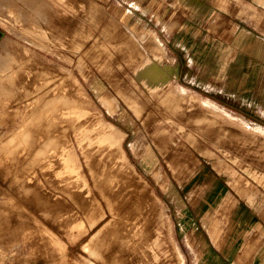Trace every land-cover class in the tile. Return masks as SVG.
Returning <instances> with one entry per match:
<instances>
[{
	"label": "rangeland",
	"instance_id": "1",
	"mask_svg": "<svg viewBox=\"0 0 264 264\" xmlns=\"http://www.w3.org/2000/svg\"><path fill=\"white\" fill-rule=\"evenodd\" d=\"M24 1L17 0L21 15L13 9L0 15V40L9 37L23 75L0 94V104L6 102L0 110V169L13 161L9 144L1 143L28 117L26 102L34 94L28 85L42 84L44 70L51 72L47 111L27 122L51 138L49 158L62 153L64 159L57 157L46 170L52 177L44 175L49 208L43 215L28 202L9 205L4 187L13 189L6 185L10 176L0 178V241L7 240L0 243V264H20L24 256L32 264H264V0H35L33 8ZM185 20L192 31L187 36L175 31ZM240 38L256 43L252 72H239L236 64L233 46ZM149 59L168 68V83L156 94L136 71ZM254 81L258 93L249 106L234 88ZM174 87L184 98L161 101ZM60 90L74 101L59 96ZM61 111L66 116H58ZM52 114L57 120H50ZM105 131L112 140L123 136L122 151L116 140L109 147L98 139ZM24 165L37 168L32 160ZM15 172L19 186L22 177ZM74 176L83 185L71 182ZM94 178L107 187L130 178L129 202L136 203V194L141 202L133 228L116 232L109 244L107 232L99 244L98 238L87 243L110 217L106 210L93 228L87 225L83 208L90 202L106 206ZM232 184L242 185V192ZM28 215L44 222V257L35 252L32 230L23 228L36 225ZM108 246L116 256L105 257Z\"/></svg>",
	"mask_w": 264,
	"mask_h": 264
},
{
	"label": "bare ground",
	"instance_id": "2",
	"mask_svg": "<svg viewBox=\"0 0 264 264\" xmlns=\"http://www.w3.org/2000/svg\"><path fill=\"white\" fill-rule=\"evenodd\" d=\"M24 1V0H22ZM29 1V5L30 7H35V0H27ZM26 2V1H24ZM19 4L17 3V0H0V15H6V12L11 11L12 9L14 10L15 13L17 14H22V12L20 10H18V8L16 7V5ZM12 17V16H11ZM20 19V18H19ZM22 20V19H21ZM9 21V20H8ZM14 23V22H13ZM21 23V22H20ZM26 24V23H25ZM58 31V30H57ZM14 32V31H13ZM16 35H20L16 32H14ZM63 36V35H62ZM53 37V36H52ZM57 38V37H56ZM58 39V38H57ZM62 39V38H60ZM67 40V39H66ZM69 40V39H68ZM30 42L35 43L32 40H29ZM48 41V40H47ZM155 41H156V37H155ZM68 42V41H67ZM70 42V41H69ZM158 41H156L157 43ZM36 44V43H35ZM65 44V43H64ZM68 44V43H66ZM9 37L5 36L0 40V94L1 93H5V89H6V84L10 83L13 84V82L19 81L23 78L22 73L19 71V69L17 68V66L15 65V62H17L16 56L13 55L12 50L9 47ZM158 47L159 44L157 43ZM71 46V45H70ZM77 46H74V48H76ZM157 60L160 61L161 56H156ZM13 65L15 66V68L13 67ZM20 66V65H18ZM137 74L138 77L142 80H144L147 84H148V89L151 91V93H158V91L162 88V86L166 85L168 83V78H169V74L168 72V68H161L157 62H154L152 60H145V62L140 65L139 67H137ZM49 71L44 70L42 76H40L39 78H43L45 79L44 82L38 86H33L34 84H30L28 85V91L33 92L34 94L32 95V99L33 100H29L26 102V104L28 105V117L24 119L23 123L20 124V126L18 127V129H16L14 132H12L8 138H6V140L2 141L1 144H9L10 146V150L12 152V163L7 164V166H5V168L3 170L0 169L1 171V177L5 178V176H10L8 184L6 183V185L11 186L13 189H9L7 187H4V190H6L8 193H6L7 197L6 198H10V203L12 205V200H13V204L15 206H24V204H22L23 202L25 203H29L31 206H36L38 207V209L43 213H45V211L47 210L45 207H48L44 201L43 198V194L46 193V188H45V180H44V175L45 173L47 175H50L53 172H50L49 170L46 171L48 168H51L53 165H55L56 163H58L59 161V157H61V160H63V154L61 153V155L59 154V156H53L51 157V159L49 158L50 152L51 150H49V148L47 146H49L51 143L49 142L48 144V140H51V138H49V135H47V133H45L44 131H35V129H32V126H36L38 124H34V125H30L28 124L29 120H31L36 114H40V113H44L42 112V110L44 109V111L46 112L47 110H45V106L47 104V101L49 100V98L51 97L50 94V89H48L49 86H47V83L49 81V79L51 78ZM70 75V73H68ZM37 77H33V79H36ZM40 79V80H41ZM27 85V84H26ZM27 89V87L25 88ZM17 92V91H16ZM163 93V92H162ZM66 94V90H60L58 92V95H64L65 96V100L68 101H74V96L72 95V93H70L68 96L65 95ZM20 95V94H19ZM163 95V94H162ZM185 92L183 90H178L177 88H171V90H169L167 92V95L165 96V98H162L161 101H168L170 99H173V101H175V99H178L180 97L184 98ZM29 96V95H28ZM31 96V95H30ZM153 96V95H152ZM1 97V96H0ZM154 97V96H153ZM15 98H19L18 95ZM161 98V97H160ZM31 99V98H30ZM15 101V100H14ZM102 101V98H101ZM13 102V101H12ZM17 103V102H16ZM44 103V104H43ZM128 106H131L130 103L126 102ZM6 104V102H3L0 104V110L3 109V105ZM18 104V103H17ZM201 106H204L205 108H209L210 110H213L215 107H213L210 103L208 102H201L200 103ZM14 105V102L13 104ZM2 106V107H1ZM10 107V106H9ZM132 107V106H131ZM8 108V107H6ZM60 109V108H59ZM60 111V110H59ZM218 111L219 113H222V111L220 110H215ZM54 113V112H53ZM62 113V114H61ZM66 116V113L64 114V111H61L60 114L58 116ZM33 116V117H32ZM56 116V115H55ZM53 119H52V118ZM50 120H57V118H54V115L52 114V116L49 117ZM59 118V117H58ZM41 120V118H40ZM42 121V120H41ZM44 124V123H43ZM41 124V125H43ZM47 126V125H46ZM41 127V126H40ZM45 127V126H44ZM43 127V128H44ZM54 127V126H53ZM51 127V128H53ZM106 127H110L112 128L114 131H116V128L113 124H110L109 126ZM35 128V127H34ZM37 128V127H36ZM56 128V127H55ZM54 128V129H55ZM59 127L56 129L58 130ZM37 130V129H36ZM61 130V129H60ZM59 130V131H60ZM55 131V130H54ZM57 132V131H56ZM61 133V132H60ZM55 135V134H54ZM59 135V134H58ZM189 134H186V137H188ZM52 137V136H51ZM57 135L54 137L56 138ZM53 138V139H54ZM110 132L109 131H105L103 132L98 139L101 140L102 142L106 143L107 145H109V147L111 146L112 141H117L116 145L118 146V149L120 151H122V138L123 136L119 135L116 139L112 140L110 139ZM9 139V140H8ZM8 140V142H7ZM52 142V141H51ZM53 144V143H52ZM51 144V145H52ZM211 155V154H210ZM234 156V155H233ZM58 157V158H57ZM50 159V160H49ZM230 159V158H229ZM237 159V157H236ZM240 159V158H239ZM27 160H32L33 163L37 164V168L34 170L30 169L27 170L26 166L24 165ZM49 160V161H47ZM54 162V163H51ZM64 162L66 163V160H64ZM236 162V161H235ZM239 164V163H238ZM31 165V164H29ZM92 167L90 166V169ZM226 168V166H225ZM54 169V168H53ZM224 169V168H223ZM250 169V168H249ZM18 170H20V172H18ZM25 170L28 171V176L27 177H23L24 175H22L21 172H25ZM225 170V169H224ZM227 170V168H226ZM247 170V169H246ZM17 171V174L19 173V177L22 179V183L18 184L19 186H14V183L17 182L16 178H12L13 174H15ZM26 171V174H27ZM69 171H74L71 167L69 169ZM256 173V172H255ZM233 174V171H232ZM237 174V173H236ZM258 174V173H257ZM235 175V174H234ZM51 176V175H50ZM49 176V177H50ZM92 176L94 177V172H92ZM18 177V178H19ZM52 177V176H51ZM2 178V179H3ZM19 178V179H20ZM6 179V178H5ZM4 179V180H5ZM130 178H128V180L126 181H121V185H111L112 187H107L105 186L103 183H101L98 179L94 178V186L97 188V190L101 193L102 198L105 199L106 201V206H105V210H102L101 208H98V206L94 203V202H90V205L87 204V206H83V213L86 216V220H87V225L89 228H93L97 223H99V221H101L105 216L106 210L109 212L110 217L108 220H106L105 225L104 226H100V228H98L90 237V239L88 240L87 243H91L92 241L97 240L98 238V244L101 242V240L103 241V237L106 234V238L108 239V244L116 241L115 239L118 238L117 236H113L116 232L119 233V236H121L122 232L126 233V231H128L129 229L133 228V223L136 222L135 220L137 219V217L140 214V208H141V202L139 201V195H135L133 196V198H135L136 203H130L129 202V195L127 193H129V190H126L128 188L126 187H132V183L130 182ZM20 181V180H19ZM25 181V182H24ZM71 182L75 183L77 186H79L80 184H82L81 182H84V179L80 176H74L71 177L70 179ZM4 181H2L3 183ZM24 182V183H23ZM242 182V181H241ZM53 183H57V185H55L57 188H59L60 190H63V184L60 185L59 184V180H54ZM128 183V184H127ZM240 183V182H239ZM1 184V183H0ZM4 184V183H3ZM2 185V184H1ZM14 187H13V186ZM54 185V184H53ZM83 185V184H82ZM85 185V184H84ZM233 188L236 191H241L242 192V188L239 185L236 184H232ZM3 186H1L2 188ZM241 187V188H239ZM78 188V187H77ZM56 189V188H55ZM115 189V190H113ZM241 189V190H240ZM11 190V191H9ZM125 190L127 192H125ZM2 191V190H1ZM83 191V190H82ZM95 191V190H94ZM120 191V193H119ZM5 192V191H4ZM3 192V193H4ZM73 193V192H71ZM5 194V193H4ZM32 194L36 195V199L34 200L32 198ZM47 194L49 195V193L47 192ZM81 194V193H80ZM84 194V193H83ZM96 194V193H95ZM53 195V194H52ZM67 195V194H66ZM92 194H90L91 197ZM94 195V194H93ZM42 196V197H41ZM72 196V195H71ZM97 196V195H96ZM45 197V196H44ZM69 197V196H68ZM84 197V196H83ZM52 198V197H51ZM49 198V199H51ZM48 199V200H49ZM59 199V198H58ZM8 200V199H7ZM8 200V201H9ZM15 200V201H14ZM47 200V199H45ZM55 200V199H54ZM67 200V199H66ZM7 201V203H8ZM23 201V202H22ZM59 201V200H58ZM116 201L118 202V204L115 207H112L113 202ZM33 202V203H32ZM49 202V201H48ZM51 202V200H50ZM53 202V201H52ZM66 202V201H65ZM84 202V201H83ZM1 203V202H0ZM68 203V202H67ZM70 203V202H69ZM78 203V202H77ZM81 203V202H79ZM85 203V202H84ZM22 204V205H21ZM27 204V205H29ZM50 204V203H49ZM58 204V203H57ZM59 204H61L59 202ZM25 205V206H27ZM29 205V206H30ZM56 205V204H55ZM78 205V204H77ZM83 205V204H82ZM103 205V204H102ZM27 206V207H29ZM65 206V205H64ZM63 206V207H64ZM111 206V208H110ZM71 207V204H70ZM82 207V206H80ZM79 207V208H80ZM108 207V208H107ZM2 208V207H1ZM16 208V207H15ZM25 208V207H24ZM49 208V207H48ZM61 208V207H60ZM104 208V207H103ZM11 209V208H10ZM36 209V208H35ZM34 209V212H35ZM67 209V208H65ZM2 210V209H1ZM4 210V209H3ZM1 211V215L2 218H5V212ZM9 209H7L8 211ZM16 210V209H14ZM13 210V212H15ZM19 210V209H18ZM22 210V208H21ZM21 210L17 211L16 213L18 216H25V213L22 212ZM28 210V208H27ZM32 211V209H30ZM28 210V211H30ZM24 213L23 215H20L21 212ZM9 212V211H8ZM20 212V214L18 213ZM33 212V213H34ZM38 212V211H37ZM80 212V211H79ZM31 213V212H30ZM29 213V215H30ZM28 214V213H27ZM35 214V213H34ZM37 214V213H36ZM83 214V215H84ZM7 221L6 224L9 223L10 227H11V219L9 216L10 214L7 213ZM14 215V214H13ZM12 215V216H13ZM28 217V220L30 219ZM41 215V213H40ZM16 216V215H14ZM31 217V216H30ZM37 217V216H36ZM14 218V217H13ZM25 218V217H22ZM33 218V217H32ZM30 219L33 222L36 223L35 226H37V229L39 231L35 230V226L32 224L28 225H24L23 228L28 229V230H32L29 235L33 238V240L35 241V243L37 244L38 249L35 250L36 254L38 255V257H44L46 256L47 252L45 251V249L47 248V235L45 234L44 231V226L43 223L40 218L39 220L37 219ZM75 218V217H74ZM82 218V217H81ZM16 219V218H15ZM26 219V218H25ZM43 219V218H42ZM14 220V219H13ZM22 220V219H21ZM27 220V221H28ZM48 220V219H47ZM47 220L45 219L46 223ZM3 219L1 220L0 218V231L2 229V222ZM17 221H19V219L17 218ZM26 221V220H25ZM26 221V222H27ZM8 222V223H7ZM14 222V221H13ZM20 222V221H19ZM25 222V223H26ZM15 223V222H14ZM45 223V224H46ZM19 224V223H18ZM17 224V225H18ZM106 225H110V227L108 229H105V227H107ZM132 225V226H129ZM15 226V225H14ZM20 226V225H19ZM17 226V227H19ZM34 226V228H32ZM47 226V225H46ZM16 227V228H17ZM14 228V227H13ZM15 228V229H16ZM18 229V228H17ZM24 229V230H25ZM10 230V229H9ZM13 230V229H12ZM91 230V229H90ZM14 231V230H13ZM103 231L101 238L99 239V233ZM7 232V231H6ZM16 232V231H14ZM25 232V231H24ZM3 233V232H2ZM1 233V234H2ZM21 233V232H20ZM12 234V233H11ZM10 234V235H11ZM14 234V233H13ZM8 235V234H7ZM21 235V234H20ZM19 235V236H20ZM109 235V236H108ZM248 235V234H247ZM16 235H14L15 237ZM108 236V237H107ZM3 237V236H2ZM0 237V238H2ZM7 237V236H6ZM11 237V236H10ZM10 237H8L10 239ZM22 237V236H21ZM24 237V236H23ZM28 237V236H27ZM26 237V239H27ZM5 238V237H4ZM17 238V237H16ZM19 238V237H18ZM24 239V238H22ZM24 239V241L26 240ZM2 240V239H1ZM6 240V239H5ZM5 240H3L2 242H4ZM17 240V239H15ZM32 240V241H33ZM7 241V240H6ZM20 241V240H19ZM0 241V243H2ZM14 242V241H13ZM23 242V241H22ZM30 242V241H29ZM105 242V241H104ZM9 243V242H8ZM15 243V242H14ZM17 243V242H16ZM106 243V242H105ZM4 244V243H3ZM18 244V243H17ZM15 245V244H14ZM31 245H34L31 243ZM17 246V245H16ZM19 246V245H18ZM5 246H3L4 248ZM34 247V246H33ZM111 247V246H110ZM109 246L106 249V258H112L116 255H113L116 251H113ZM24 248V247H23ZM32 248V247H30ZM113 248V247H112ZM110 249L112 251H110ZM114 249V248H113ZM119 250V249H118ZM122 248L120 249V253L122 252ZM25 252V251H24ZM17 254V253H16ZM26 254V253H25ZM28 256H24L22 262L20 264H32V261H29V258H27ZM123 257V254H122ZM31 258V257H30ZM28 259V260H27ZM123 261L124 257H123Z\"/></svg>",
	"mask_w": 264,
	"mask_h": 264
},
{
	"label": "crops",
	"instance_id": "3",
	"mask_svg": "<svg viewBox=\"0 0 264 264\" xmlns=\"http://www.w3.org/2000/svg\"><path fill=\"white\" fill-rule=\"evenodd\" d=\"M178 23L181 24L180 28H177V29H175L176 27L173 28V29H175L176 33L181 31V32L185 33L187 36L188 32H192L190 27H187L188 20L181 21ZM183 24H185L186 26L183 27L182 26ZM172 31H174V30H172ZM240 34H242V33H240ZM255 45H256V43L253 41L252 38L245 39V40L240 38L239 41H237V43L234 42L233 50L236 53L235 60H236V64L239 67V72L245 73L246 71H249V72L253 71L252 70L254 67L253 65L255 63H257V57L254 54ZM248 62H249V67H247ZM249 77H251V76H249ZM240 78L241 79L245 78V76L241 75ZM208 88H211V85H208ZM224 90H226V88ZM257 93H258V88H257V82L256 81H254L253 83L250 82L249 84H243L242 82H240L234 88V94L239 97V101L240 102L243 101V104H247V105L254 104V100L257 98ZM248 96H249V100H246V98ZM210 101L213 102L212 100H210ZM243 110L246 111V108H244Z\"/></svg>",
	"mask_w": 264,
	"mask_h": 264
}]
</instances>
